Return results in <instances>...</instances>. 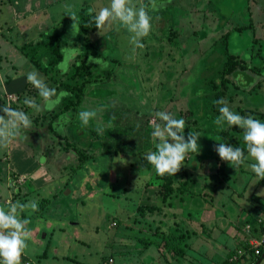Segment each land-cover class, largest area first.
<instances>
[{
    "label": "rangeland",
    "instance_id": "rangeland-1",
    "mask_svg": "<svg viewBox=\"0 0 264 264\" xmlns=\"http://www.w3.org/2000/svg\"><path fill=\"white\" fill-rule=\"evenodd\" d=\"M42 1V3L46 2L44 7L47 8L46 13L49 15V17L45 16L46 22L49 23L44 24L47 30H44L43 34L47 35L56 29L62 40H69L66 41L67 44L78 35L75 37L70 35L69 29L73 22L68 16L70 12H75L80 20L77 13L89 10L97 13L100 7L110 4V0ZM133 3L140 7L141 4H147L148 0H133ZM149 15L152 17L151 31L141 41L144 46L135 48L134 51V46L130 43V34L125 29L112 25L97 30L89 21L83 25L92 26L88 37L97 44L94 52L88 49L86 61L90 62L88 57L91 56L107 63L106 68L93 63L94 76L106 69H113V73L106 82L96 81L90 84L85 89L77 113L69 115L72 119L68 118L66 113H62L57 117L54 127L69 133L77 142L88 144V152L97 150L98 153L88 158L75 171L68 169V166L74 164L76 160L72 153L61 160L56 158L54 163L46 168V172L42 171V175L40 172L39 175L42 176L40 180L32 179L33 185L27 184L29 187L24 185V178L21 175L14 176L12 177L13 185L18 189L14 193H9L5 175L7 166L19 173L21 171L2 160L1 156L6 152V148H0V207L7 210L11 203L17 201L38 202V211L31 212L29 209L20 213L21 218L30 221L26 225L29 233L28 247L21 257V264L25 260L29 264H108L109 262L112 264H196L197 260H201L202 264H208V259L195 257L192 252L184 255L190 260L189 262L184 256L172 257L171 251L176 253L179 247L184 250L185 244L193 241L190 234L187 235L190 236V240L185 239L187 237L185 231L188 232V230L179 220L173 221L175 229L169 227L171 231L162 232V236L159 233L155 236V232H152L156 224L155 213L157 212H150L145 207L137 206L144 195L147 197L142 200L143 202L147 199L152 200V193L148 189L155 187V184H151L155 179L154 169L143 159V155L151 151L149 146L154 145L151 136L153 114L164 111L171 113L177 119H184L185 137L188 132L200 134L198 140L200 149L198 154L195 153L196 159L200 157L202 159L198 161V167L201 168L203 165L208 169L214 168L215 163L211 154H213L215 142L210 141L209 144V140L214 137L211 133L219 128L213 123L214 119L206 110L208 100L212 99V91L206 85L213 79L215 83L219 82V73L216 69L223 60L224 53L238 55L246 62L247 67L264 62V0H157V8L150 11ZM30 16L29 13L28 22L34 20ZM42 18L38 15L37 22L40 23ZM92 19L93 16L91 21ZM50 23L54 24L48 26ZM215 28L218 32L213 33ZM197 29L200 30L197 31ZM4 35L13 44L38 38L37 31L29 32L25 29L19 32L17 30L14 35L12 33H4ZM224 39L225 43H223ZM77 48L82 50L80 44L62 46L61 60L56 67L62 62L67 67L69 60L78 53ZM113 59L117 62L111 61ZM40 76L44 79L42 74ZM260 77H264V67L258 75L248 69L242 71L237 76L239 84L237 93H230L231 101L226 100L225 95L223 99L232 111L264 122V80L256 87L255 92H247L249 85ZM224 93L226 94V91ZM23 97L24 102L25 98L30 96ZM11 100L13 99L9 101ZM12 105L17 106L18 110L25 108L24 103L20 105L12 103ZM237 107L241 109L240 112ZM116 108L122 111L118 123H114V127L118 128V134L116 138L108 137L106 145L110 144L112 150L117 149L119 152L117 154L101 153L98 141L94 142L91 139L93 133L90 127L104 129V124L107 126V122L113 120L109 110ZM84 110L96 112V116L89 121L87 127H82L78 119V113ZM136 111L138 112L134 113ZM64 117L67 118V122L62 119ZM35 126L41 128V126ZM223 130L228 133L227 138L231 140V146L244 147L243 130L236 126L228 128L227 125ZM22 133L26 135L27 142H32L31 138H35L27 131L23 130ZM51 133L46 128L40 134L35 133L36 139L50 140ZM144 134L150 137L149 144L144 140ZM95 135L99 138L98 140L102 139L98 133ZM18 141L21 140L18 139ZM59 149H62V146ZM245 155L247 156V152ZM249 162L250 159L243 164L249 169L247 171H251ZM62 164L66 165L65 169L60 167ZM33 172L39 173V171ZM231 172V168L229 171L225 169V172H219L218 175L223 174V181L228 182L229 186L235 189L232 199H236L237 194H242V199L246 200L251 192L258 193L256 188L260 185L253 172L251 174L253 178L247 184L245 181L247 178L249 180L251 175L235 183L233 177H226ZM212 181L217 185V180ZM65 190L67 191L64 192ZM243 190L245 194L242 193ZM228 191L230 189L224 192L227 194ZM209 194L205 196L208 197ZM42 198H48L49 202L41 204L39 201ZM185 205L189 210L192 208L190 203L186 202ZM174 206L176 208H170V211L177 213L186 210L181 206ZM227 210L236 212L239 208H227ZM160 212H164V207ZM253 212L256 214L259 211L249 210V213ZM150 213L154 214L150 215ZM157 215L158 220L159 217L164 216ZM218 217H222L220 212L216 221H225ZM248 219L246 218V221H249ZM208 225L210 226L211 223ZM249 230H251L250 227ZM180 231L183 237L179 240L176 236ZM215 235V232H211L206 240L211 244L217 241L221 246L226 244L223 249L216 250L220 254L219 260H229L235 254L237 257L229 261L230 264H264V258L260 257L257 261L256 257L247 251L237 254L235 252L237 246L229 252L228 248L234 243L231 241L228 244L226 240L219 239L222 237ZM250 235L258 238L259 232L250 233ZM167 236L169 240H166ZM243 237L239 235L238 239L244 242ZM149 239L153 241L150 242ZM161 239L164 242H161L159 246L162 251V254H159L152 243H157ZM169 248L171 251L168 250ZM205 251L209 254V251ZM202 252L203 250H200V253ZM229 253L230 255L226 258ZM219 254L212 257L217 260ZM205 260L207 263H204Z\"/></svg>",
    "mask_w": 264,
    "mask_h": 264
},
{
    "label": "crops",
    "instance_id": "crops-1",
    "mask_svg": "<svg viewBox=\"0 0 264 264\" xmlns=\"http://www.w3.org/2000/svg\"><path fill=\"white\" fill-rule=\"evenodd\" d=\"M42 2V0H0V105L9 104V102H11V107L16 109L17 106L12 105V103L18 105H20V103L23 104L24 95H26V97L30 96L31 98H35L38 103L43 104V102L39 98L35 97L36 93L34 92H37V90L27 82V73L31 72V69L33 68L28 65L26 58L19 51V47L23 42H15L13 44L11 41L7 40L4 37L6 35H4V33H12L14 35L17 30L19 32L23 29L29 32L37 31V35L38 33L47 30L44 24L49 22H46L45 16L49 17V15L46 13L47 8L44 7L46 6V2ZM48 2H51V0ZM31 3H33L32 8ZM29 13L31 15L30 17L34 19L30 22L27 21ZM38 15H41L43 17L40 23H38L36 20ZM51 24L52 23H50L48 26H51ZM200 29H197V31H199ZM216 31L218 32V30H216L215 28L213 33H216ZM77 37L78 35L72 40H77ZM57 92H59V90H57ZM8 95H11L12 98H8ZM10 99L13 100L9 101ZM23 106L25 108H23L21 111L25 110V112H28V114L30 115H37L41 112H34V110L28 108L27 106ZM54 108L55 107H53L52 109ZM25 136V134L21 133L19 137L13 139L6 148V152L1 156L2 160L7 162V165L10 164L21 171L19 173L15 169L7 166L8 170L7 172H5V175L7 184L9 186V193H14L18 189L13 185L12 177H18L21 175L24 178L25 186H28V183L33 185L32 179L40 180V177H42L39 175L40 172L41 175L43 174L42 171L46 172V168L49 167V165H52L56 158H59V160H61L65 157H68L69 154L68 151L59 149L60 145L57 144L55 145V147H58L56 150L52 149V147L49 148L50 146L48 144V139L46 141H39L36 139V137L31 138V141L34 142L33 144L30 141H25L27 140ZM213 138L214 139L210 138L209 144L210 141H214V144L218 142L216 141L217 138L215 137V135ZM18 139H20L21 141H18ZM195 155V153H192V156H194V159L197 160V163L195 161H192L191 164L194 168L190 169V171L188 172L191 173L190 176H197V182L193 184L192 187H190V189H188V191L184 192L182 195H172L168 204L164 207V212L161 213L160 211H156V224L154 226L161 225L162 223H169L174 220H179L184 224V228L188 230V232L185 231V233H187L186 236L188 234L192 236L193 241L185 244L184 250L181 251L182 254H176L168 249L171 251L172 257L175 255L183 257L184 255H187V252H192L193 256L195 257L200 256L203 259H208V264H223V260L226 259L219 260L220 254L216 250L223 249L226 244L221 246L217 241V243H214L216 245H214L208 243L206 239L210 236L211 232H215V236L222 237L219 239L226 240L228 244L232 241L231 243H234L233 246L228 248L230 252L234 247H239L242 243V241L238 239L239 235L244 236V241L248 238L247 235L245 236V232L243 229L245 222L249 224L252 233L259 232L258 228L260 229V226L257 225L255 218L256 216L258 217L264 212V179L258 181L260 185L256 188L258 193L251 192L246 200L242 199V194H237L236 199H232V195L235 193V189H232L229 186L228 182L223 181V174L218 175L216 171H213L216 165L214 166V168L209 169L204 167L203 165L200 168L198 167V161L202 159L200 156V158L196 159ZM212 156L213 155L211 154V158ZM41 157H44L45 159L44 164L39 163ZM212 160L214 162L213 158ZM60 167L62 168V165ZM230 168L232 167L227 168V170H229ZM234 170L235 169H232V172L228 174L229 176L226 177H233L232 179L235 183H237V181H242L243 178L248 177V175L252 174V171H247L249 169L244 167V165H241L236 169L239 172H235L236 170ZM33 171H39V173L35 174V172ZM226 173L224 174L226 175ZM8 174L10 175L8 176ZM220 177L222 178L220 179ZM252 178L253 175H251V178L249 180H247V178L245 181L246 184L250 182ZM212 180H217V185ZM226 189H230L227 194L224 192ZM253 190L255 191V189ZM242 193L245 194L244 190L242 191ZM205 194H209L208 197L205 196ZM186 202L192 205V208L190 210L185 205ZM174 205L181 206L186 210L183 212L178 211L177 213L175 211H170V208H176ZM227 208H239V210L236 212L234 210L228 211ZM255 209L259 212H257L256 214H254V212L249 213V210L254 211ZM219 212L222 214V217L218 218L225 219V221H216ZM151 214L154 213H150V215ZM157 214H163L166 217H159L158 220ZM175 214H177L178 216ZM246 218H249L248 220H251V222L246 221ZM252 218H254V220H252ZM209 223H211L210 226L208 225ZM261 226L264 229V219L262 220ZM154 235L156 236L157 234L155 233ZM185 239L189 241L190 236H187ZM199 241L201 242L198 243ZM159 242L152 244L155 245L158 253L162 254L161 248L159 247L161 242ZM200 250H203V252L200 253ZM205 250L209 251V254H207ZM217 254L219 255L218 259L216 260V258L214 259L212 256H217ZM229 255L230 253L227 254L226 258ZM169 256L171 255L169 254ZM184 257L187 259V256ZM261 258H264V255ZM189 261L190 260L187 259V262ZM207 261L205 260L204 263H207ZM196 264H202L201 260H197Z\"/></svg>",
    "mask_w": 264,
    "mask_h": 264
},
{
    "label": "clouds",
    "instance_id": "clouds-1",
    "mask_svg": "<svg viewBox=\"0 0 264 264\" xmlns=\"http://www.w3.org/2000/svg\"><path fill=\"white\" fill-rule=\"evenodd\" d=\"M157 8V0H148L147 4L137 7L133 0H110V4L100 7L99 11L93 16L90 23L95 25L97 30L115 25L125 29L130 34V43L135 48H142L141 43L147 37L152 28V17L149 12ZM73 21L70 25V35L75 37L79 34L80 23L75 12L68 15ZM78 53L82 52L77 48ZM88 60L107 67V63L98 58L89 56ZM60 71L66 72L67 67L63 62L57 66ZM27 82L37 90V94L43 104L38 103L35 98H25L24 105L40 112L51 110L68 93L57 92L55 88H50L40 74L33 70L27 73ZM222 105L219 108V115L213 123L223 130L224 126L233 128L238 127L243 130L244 147H233L228 143H217L214 151L221 161L226 162L230 167L237 169L246 161L248 166L255 174L257 182L264 179V122L252 116H241L232 111L227 102L221 98L216 101ZM153 138L154 151H149L143 155V159L153 168L157 175L163 177L166 174L174 176L184 165L189 153L198 154L200 145L198 132H188L185 137L184 119L175 118L171 113L158 111L154 114ZM96 116L94 110H84L78 113V119L82 127H87L89 121ZM65 122L67 118L64 117ZM32 126L29 115L21 110L11 107V104L0 105V148H7L11 141L19 137L24 129ZM98 134H103L104 129L98 127ZM247 152V156L245 155ZM40 164L45 163L44 157L39 160ZM31 212L38 211V202L30 201L11 203L7 210L0 207V264H21V257L27 249L29 233L26 225L30 222L20 216L25 210ZM31 212L29 214H31Z\"/></svg>",
    "mask_w": 264,
    "mask_h": 264
},
{
    "label": "trees",
    "instance_id": "trees-1",
    "mask_svg": "<svg viewBox=\"0 0 264 264\" xmlns=\"http://www.w3.org/2000/svg\"><path fill=\"white\" fill-rule=\"evenodd\" d=\"M85 10L86 8H81ZM81 11V10H79ZM79 23H80V30L77 37V40H72L69 44L66 43V41L69 40H62L60 38V33L58 31H53L51 33H48L47 35H44L43 32L38 33V38L30 39V41L23 42L20 47L19 51L22 53V55L26 58L28 65L32 67L35 71L42 74L44 76V81L47 83V85L50 88H55L56 90H59V92L64 91L68 93L67 96H64L62 99H60V102L57 106H55L54 109L48 110V111H41L37 115L29 116L32 120V126L28 129H24V131H27L29 133H32V136L36 137L35 133L40 134L42 131L49 129L51 133L50 140L48 142L49 146L52 147V149L56 150L58 147H55V145H60V148L62 146L63 150L68 151L69 153H72L74 155L75 162L72 165L68 166V169L71 171H75L79 166H81L88 158H92L95 153H98L97 150H93L88 152L87 145L84 142L81 144L77 142L69 133H65L61 131L58 127H54V125L57 122V117L62 114L66 113V115H72L77 113L78 106L85 94V89L90 86V84L99 81L100 83L106 82L112 75L113 69H106L101 74H97L94 76L95 71V65L93 63L86 61V53L88 49L93 50L96 48V45L94 41L89 39L88 35L89 32L92 31V26H83L87 21L91 22L92 16L96 14L94 10H89L87 12L81 11L79 13ZM58 23V22H56ZM238 28V27H237ZM226 33L224 34V36ZM225 43V39L224 42ZM81 45L80 50L81 53H76L72 59L69 60L67 71L61 72L60 69L56 67V64L61 60V47L65 45ZM111 61L117 62V60L113 59ZM261 63H263L261 65ZM260 65H252L250 67L246 66V62L241 60L238 55L234 53H224V58L219 64L218 69V77L219 82L215 83L214 79L210 80L209 83L206 85L209 90L211 89V98L208 100L207 103V109L209 111V115L211 114V117L215 119L219 115V108L221 105L217 104L216 101L223 98V95H225L226 100H230V93H237V90L239 89V84L237 82V76L242 72L246 71V69L253 71L258 75L260 73V70L262 67H264V62H261ZM262 80H264V77L258 78L255 82L249 85L247 92H255L256 87H258ZM226 91V94L224 93ZM35 97L39 98L37 92ZM231 101V100H230ZM110 105V104H109ZM239 109V112L241 109ZM25 112V110H23ZM205 111V109L203 110ZM109 112L113 115V122H107L104 127L103 134H99L102 136L101 140H98L99 138L95 135L97 134L96 129L98 127H90L92 129V135L91 139L95 141H98V146L100 145L101 153H114L117 154L119 152L117 149H111L110 144L106 145V139L110 136L117 137L118 134V128L114 127V123H118V120L120 119L121 110L116 108L115 110L111 109ZM138 111L134 112L137 113ZM28 114V112H27ZM30 115V114H28ZM143 115V114H141ZM68 117L72 119L71 117ZM141 118V117H140ZM102 124V123H99ZM41 126V128H37V126ZM103 125V124H102ZM105 128H108L105 130ZM188 129V127H186ZM32 130V131H31ZM108 132L106 133V131ZM35 131V133L33 132ZM149 131V130H148ZM212 135H215V137L218 139L217 143H228L232 144L231 140H229L228 133L226 130H217L213 131L211 133ZM39 137V135H38ZM144 140L147 141V144L150 143L148 134H144ZM40 138V137H39ZM98 138V139H97ZM96 139V140H95ZM214 139V138H212ZM206 141V140H205ZM204 141V142H205ZM222 141V142H221ZM82 142V141H81ZM101 142V144L99 143ZM217 143L214 145V149L217 146ZM112 145V144H111ZM237 147V146H233ZM96 147H94L95 149ZM151 151H154V145L149 146ZM213 149V156L215 163V169L213 171H216V173L219 172H225V169L229 168L230 166L226 163L220 160L217 153ZM121 153V152H120ZM63 154V153H62ZM134 154V153H133ZM66 158V157H65ZM64 159V158H63ZM192 161H195L197 163V160H194V156H192V153L188 154V157H186V160L184 162V165L181 167V169L174 175H165L163 177L156 174L155 170L153 172L155 179L152 181L151 184H155V187L148 189L150 193H152V200L143 202L147 196L144 195L145 188L143 189V197L142 200L139 201L138 205L139 207H145L146 210L152 212V211H160L162 207H165V205L168 204L169 200L173 196H179L182 195L184 192L188 191L190 187H192L193 184L197 182V176L191 175L190 176V169L194 168L191 164ZM66 165L62 164V168H64ZM65 169V168H64ZM234 169V168H231ZM230 170V169H229ZM227 170V171H229ZM150 187V186H148ZM147 188V187H146ZM154 197V199H153ZM41 204H46L49 202L48 198H42L39 201ZM142 214L144 212H141ZM140 213V214H141ZM174 215V214H173ZM264 219V218H263ZM262 219V220H263ZM173 221L169 223H162L161 225H157L153 227V231L156 234L159 233L161 236L163 235L162 232H170V229H175L173 226ZM261 223H257V225L260 226V229L258 228L259 232H262L264 234V229L261 226ZM172 224V226H170ZM169 236H167L166 240ZM179 240L182 239L183 234L182 231L178 233L176 236ZM175 238V237H172ZM164 239V238H163ZM150 242L153 240L149 239ZM160 242H164V240L161 239ZM159 242V243H160ZM164 245V244H163ZM247 242L244 241L240 244L239 247L245 248L247 247ZM170 249V248H169ZM182 250L180 247L178 248V252L176 254H182ZM248 251V250H247ZM249 253L256 257L257 261L260 257L264 255V247H260L259 253L256 255L252 251L249 250ZM227 260H223V264H230L229 262H226ZM253 264V263H251Z\"/></svg>",
    "mask_w": 264,
    "mask_h": 264
},
{
    "label": "built area",
    "instance_id": "built-area-1",
    "mask_svg": "<svg viewBox=\"0 0 264 264\" xmlns=\"http://www.w3.org/2000/svg\"><path fill=\"white\" fill-rule=\"evenodd\" d=\"M8 98H12L11 95H8ZM261 216V217H260ZM264 218V212L263 214L259 215L258 217H256V222L257 223H260L262 221V219ZM249 224L247 222L244 223V226H243V229H244V232L245 234H247L248 238L245 240L247 242V247L246 249L245 248H241V247H237V249L235 250V252L237 254H242L244 251H247L249 252L252 251L254 254H258L259 253V249L260 247H264V234L262 233H259V237L258 238H254L250 235L251 230H249ZM237 256L235 254H233L231 256V258L228 260L231 261V260H234ZM23 264H29V262L27 260H25L23 262ZM108 264H112V263H108Z\"/></svg>",
    "mask_w": 264,
    "mask_h": 264
},
{
    "label": "water",
    "instance_id": "water-1",
    "mask_svg": "<svg viewBox=\"0 0 264 264\" xmlns=\"http://www.w3.org/2000/svg\"><path fill=\"white\" fill-rule=\"evenodd\" d=\"M67 190H65L64 192H66Z\"/></svg>",
    "mask_w": 264,
    "mask_h": 264
}]
</instances>
